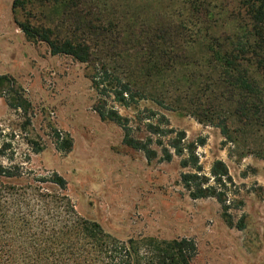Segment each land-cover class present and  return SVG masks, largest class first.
<instances>
[{
  "label": "rangeland",
  "instance_id": "obj_1",
  "mask_svg": "<svg viewBox=\"0 0 264 264\" xmlns=\"http://www.w3.org/2000/svg\"><path fill=\"white\" fill-rule=\"evenodd\" d=\"M13 1L0 0V76L12 79L0 85V163L24 167V176L10 184L30 199L35 200L36 190L49 195L32 202L36 216L60 227L58 211L66 202L50 197L66 196L83 219L120 240L188 238L197 247L192 264H264V139L245 136L234 142L214 123L168 103L144 98L127 106L114 95H98L94 65L53 55L45 42L27 38L17 25ZM127 1L132 6L142 2ZM152 1V9H160L161 0L160 5ZM46 14L56 15L51 7ZM43 16L37 18L44 21ZM19 17L24 19L22 13ZM220 22L218 29L230 27ZM15 88L30 102L28 111L10 105ZM100 100L128 118L138 138L153 139L155 157L126 145L124 128L97 111ZM151 123L160 130L151 129ZM180 133L185 146L192 144L183 155L170 145ZM165 147L172 160L166 159ZM191 150L198 161L190 158ZM185 158L191 159L187 167ZM217 161L228 171L222 189L234 225L227 221L224 203L216 197L193 198L182 181L188 172L218 185ZM55 174L65 179V188L51 181Z\"/></svg>",
  "mask_w": 264,
  "mask_h": 264
},
{
  "label": "trees",
  "instance_id": "obj_2",
  "mask_svg": "<svg viewBox=\"0 0 264 264\" xmlns=\"http://www.w3.org/2000/svg\"><path fill=\"white\" fill-rule=\"evenodd\" d=\"M161 2L154 10L151 0L135 6L127 0H14L13 11L27 38L45 42L53 55H70L94 65L92 81L98 95H114L127 106L144 98L168 103L214 123L234 142L245 136L264 139V0ZM229 6L231 10H225ZM47 7L56 15L49 17ZM38 13H43L44 21ZM219 21L230 27L218 29ZM8 81L12 79L0 76V85ZM12 93L10 105L28 111L31 104L21 89ZM96 107L103 119L124 128L127 146L143 150L150 159L156 156L150 146L153 139L138 138L128 118L107 109L106 101ZM154 126L150 124L160 130ZM184 139L180 133L170 144L178 155L192 148L182 143ZM165 152L172 160L174 154L167 148ZM190 158L198 161L193 150ZM191 159L185 158L183 166ZM25 171L20 165L0 163V264H192L194 240H120L83 219L66 196L50 197L66 202L63 212L58 211L61 226L44 222L32 204L49 195L36 190L32 200L10 184ZM213 175L218 185L188 172L182 181L193 198L216 197L224 203L227 221L234 225L222 189L228 175L222 161L215 163ZM51 181L66 187L58 174Z\"/></svg>",
  "mask_w": 264,
  "mask_h": 264
}]
</instances>
